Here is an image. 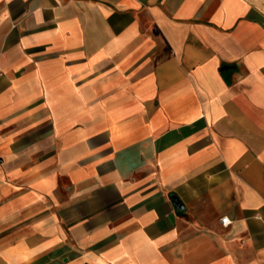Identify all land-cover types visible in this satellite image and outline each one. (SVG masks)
<instances>
[{
    "label": "crops",
    "instance_id": "crops-1",
    "mask_svg": "<svg viewBox=\"0 0 264 264\" xmlns=\"http://www.w3.org/2000/svg\"><path fill=\"white\" fill-rule=\"evenodd\" d=\"M0 264H264V0H0Z\"/></svg>",
    "mask_w": 264,
    "mask_h": 264
},
{
    "label": "water",
    "instance_id": "water-1",
    "mask_svg": "<svg viewBox=\"0 0 264 264\" xmlns=\"http://www.w3.org/2000/svg\"><path fill=\"white\" fill-rule=\"evenodd\" d=\"M171 202L176 210H183V204L179 200V198L175 195L171 196Z\"/></svg>",
    "mask_w": 264,
    "mask_h": 264
},
{
    "label": "built area",
    "instance_id": "built-area-1",
    "mask_svg": "<svg viewBox=\"0 0 264 264\" xmlns=\"http://www.w3.org/2000/svg\"><path fill=\"white\" fill-rule=\"evenodd\" d=\"M221 223L223 225H228V224H230V220H229V218L227 216H224V217L221 218Z\"/></svg>",
    "mask_w": 264,
    "mask_h": 264
}]
</instances>
